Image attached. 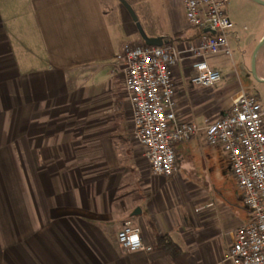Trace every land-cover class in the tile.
I'll return each instance as SVG.
<instances>
[{
  "label": "crops",
  "instance_id": "0c3cea01",
  "mask_svg": "<svg viewBox=\"0 0 264 264\" xmlns=\"http://www.w3.org/2000/svg\"><path fill=\"white\" fill-rule=\"evenodd\" d=\"M134 2L148 37L195 34L182 0ZM127 43L145 42L114 0H0V264H223L250 218L238 187L219 203L184 180L196 137L178 146L174 176L140 168L114 66ZM173 75L180 110L198 91L187 67ZM127 221L150 251L122 247Z\"/></svg>",
  "mask_w": 264,
  "mask_h": 264
},
{
  "label": "built area",
  "instance_id": "2783aa9c",
  "mask_svg": "<svg viewBox=\"0 0 264 264\" xmlns=\"http://www.w3.org/2000/svg\"><path fill=\"white\" fill-rule=\"evenodd\" d=\"M231 0H182L196 37L181 44L145 43L123 46L114 66L125 83L132 113L133 139L144 148L154 175L172 177L178 171V146L200 134L208 145L225 152L250 218L234 233L223 264H264V101L241 90L229 111L201 126L183 120L173 69L187 67L193 86L215 88L223 82L212 57H232L228 35L234 29ZM209 29V32L205 30ZM215 32V34L212 33ZM118 241L127 252L150 251L141 230L124 224Z\"/></svg>",
  "mask_w": 264,
  "mask_h": 264
},
{
  "label": "rangeland",
  "instance_id": "374dc122",
  "mask_svg": "<svg viewBox=\"0 0 264 264\" xmlns=\"http://www.w3.org/2000/svg\"><path fill=\"white\" fill-rule=\"evenodd\" d=\"M114 1L122 5L119 0ZM128 1L136 4L134 0ZM136 8L140 22L145 27V19L139 9L140 6ZM148 13L154 16L160 15L162 11L152 7ZM229 16L234 24V29L228 35L233 56L218 55L210 59V63L221 72L223 82L215 88L193 86L198 92H194L191 97L180 98V115L183 120L196 121L204 126L207 120L218 119L229 111L241 90L264 101V82H262L264 81V45L256 56V75L253 73L254 57L264 39L261 40L264 35V5L254 0H231ZM134 39L128 40L133 41ZM207 89H213V92H203ZM124 97L129 104L126 92ZM126 114L132 122V113L128 107H126ZM132 132L133 122L130 134L133 143L131 142L129 147L133 149V154L137 155L140 168L150 171V164L144 157V148L133 139ZM189 147L188 153L181 152L180 173L182 177L185 181L197 184L198 187L206 190L209 195L215 197L217 202L224 203L230 191L237 190L236 180L232 175L225 152L220 147L208 145L203 134L197 136ZM247 215L250 217L249 211Z\"/></svg>",
  "mask_w": 264,
  "mask_h": 264
},
{
  "label": "water",
  "instance_id": "95a60500",
  "mask_svg": "<svg viewBox=\"0 0 264 264\" xmlns=\"http://www.w3.org/2000/svg\"><path fill=\"white\" fill-rule=\"evenodd\" d=\"M120 3L127 9V11L129 12V14L131 15L133 21L137 24L139 33L143 39V41L145 42V44L149 45V46H163L165 44V40L162 37L159 38H151L148 37V35L146 34L145 30L143 29L140 21H139V17L137 15V13L135 12V10L133 9V7L131 6V4L127 1V0H119ZM262 5H264V1L262 0H254ZM210 30L207 29L205 30V32H209ZM213 34H215L214 31H212ZM264 45V39L262 40L258 50L256 51L255 57H254V62H253V73L256 75V56L258 51L260 50V48ZM261 81V80H260ZM264 82V81H262Z\"/></svg>",
  "mask_w": 264,
  "mask_h": 264
},
{
  "label": "trees",
  "instance_id": "16d2710c",
  "mask_svg": "<svg viewBox=\"0 0 264 264\" xmlns=\"http://www.w3.org/2000/svg\"><path fill=\"white\" fill-rule=\"evenodd\" d=\"M196 37V34L189 36L188 33H178L171 37L164 38L165 43L181 44L187 41H191ZM163 249L169 254L177 263L180 260L185 259L186 254L180 249V247L172 242H169L167 238L161 240Z\"/></svg>",
  "mask_w": 264,
  "mask_h": 264
}]
</instances>
